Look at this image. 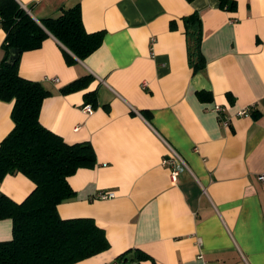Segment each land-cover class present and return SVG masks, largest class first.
Segmentation results:
<instances>
[{
  "label": "crops",
  "instance_id": "obj_1",
  "mask_svg": "<svg viewBox=\"0 0 264 264\" xmlns=\"http://www.w3.org/2000/svg\"><path fill=\"white\" fill-rule=\"evenodd\" d=\"M16 1L37 23L79 5L85 31L103 33L99 48L74 65L49 35L18 66L21 78L50 92L40 124L95 153L93 168L67 179L75 195L57 213L92 219L110 246L75 264H112L134 249L151 261L131 264H264V187L257 179L264 174V0H234V12L218 0ZM193 13L205 59L196 73L183 25ZM4 38L0 26V47ZM85 76L92 79L87 89L59 93ZM93 91L98 106L89 115L83 95ZM12 107L0 101V142L13 129ZM174 153L186 166L176 181L162 165ZM34 188L22 174L0 182V193L15 203ZM11 239L12 221L1 220L0 242Z\"/></svg>",
  "mask_w": 264,
  "mask_h": 264
},
{
  "label": "trees",
  "instance_id": "obj_2",
  "mask_svg": "<svg viewBox=\"0 0 264 264\" xmlns=\"http://www.w3.org/2000/svg\"><path fill=\"white\" fill-rule=\"evenodd\" d=\"M189 2L193 0H187ZM219 8L234 12V0H218ZM188 63L193 72L205 68L201 52V20L197 13L183 19ZM0 26L5 38L0 50V101L12 103L13 129L0 142V182L8 175L22 174L35 186L21 203L0 193V221H12V239L0 242V264H75L109 249L104 231L92 219L63 220L57 206L74 197L67 179L78 169H91L96 157L89 143L66 144L39 122L41 104L50 92L39 82L18 74L20 56L40 49L51 35L62 50L67 65L83 61L96 51L103 33L85 31L79 5L62 10L59 17L37 23L16 0H0ZM11 49L19 55L7 63ZM85 76L61 88L62 95L83 91L91 83ZM84 105L98 106L95 91L83 95ZM257 118L256 112H251ZM151 258L141 250L126 251L114 263H140ZM152 264H155L154 262Z\"/></svg>",
  "mask_w": 264,
  "mask_h": 264
},
{
  "label": "built area",
  "instance_id": "obj_3",
  "mask_svg": "<svg viewBox=\"0 0 264 264\" xmlns=\"http://www.w3.org/2000/svg\"><path fill=\"white\" fill-rule=\"evenodd\" d=\"M54 81L56 82L57 80H54ZM82 110L84 113H87L89 115L93 113V109L89 105L83 106ZM215 111L218 113L219 116L223 113V109L221 107H215ZM246 113H248V111H241L238 114L245 115ZM220 121L223 125H227L228 118L222 115L220 117ZM162 165L169 169L170 178L172 181H176L177 177L186 169V166L183 163L182 159L175 153L169 157L164 158L162 161ZM257 179L261 183V185L264 187V174L258 175ZM112 197L113 195L109 193H99L97 195V198L102 199V200L109 199ZM199 259H201V256H199ZM112 264H117V263H112Z\"/></svg>",
  "mask_w": 264,
  "mask_h": 264
},
{
  "label": "water",
  "instance_id": "obj_4",
  "mask_svg": "<svg viewBox=\"0 0 264 264\" xmlns=\"http://www.w3.org/2000/svg\"><path fill=\"white\" fill-rule=\"evenodd\" d=\"M18 55H19V51L17 49H11L9 52L7 63L13 64L16 58L18 57Z\"/></svg>",
  "mask_w": 264,
  "mask_h": 264
}]
</instances>
